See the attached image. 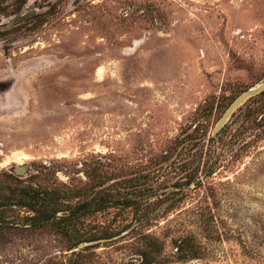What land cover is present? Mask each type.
Instances as JSON below:
<instances>
[{"label":"rangeland","instance_id":"rangeland-1","mask_svg":"<svg viewBox=\"0 0 264 264\" xmlns=\"http://www.w3.org/2000/svg\"><path fill=\"white\" fill-rule=\"evenodd\" d=\"M263 81L264 0H0V177L73 187L101 162L118 196L160 203L146 222L98 214L117 234L72 250L50 231L0 237V264H67L85 246L84 264H142V251L151 264H264L259 99L213 132Z\"/></svg>","mask_w":264,"mask_h":264},{"label":"trees","instance_id":"trees-1","mask_svg":"<svg viewBox=\"0 0 264 264\" xmlns=\"http://www.w3.org/2000/svg\"><path fill=\"white\" fill-rule=\"evenodd\" d=\"M23 13L17 14L13 22H17L18 19L20 21L28 15ZM251 99H259L252 114L262 119L264 117V91L250 97L247 101ZM191 172L186 177L187 181L193 177L194 172ZM47 173L36 172L25 178L12 173H1L0 237L4 238L6 235L28 230L50 231L64 240L67 250H72L80 242L107 239L117 234V231H113L106 222L100 223L95 220L93 223L90 222L98 214H105L111 208L116 207L131 208L134 218L146 222L149 214L160 205L159 202H153L142 207L139 202L129 197L118 196L117 183L105 185L107 180L113 178L101 162L83 165L86 182L79 186L56 184L49 180ZM134 186L136 182L133 178L123 180L122 187ZM22 209L26 214H21ZM143 237L148 238L146 235ZM146 242L151 247L156 246L149 239ZM181 243L182 241L177 244V250L180 249ZM89 247L85 246L80 249L75 253L76 257L67 264H84L85 260L90 257L88 253L84 255ZM141 263H152L149 254L145 251L141 252ZM53 264L66 263L56 261Z\"/></svg>","mask_w":264,"mask_h":264},{"label":"water","instance_id":"water-1","mask_svg":"<svg viewBox=\"0 0 264 264\" xmlns=\"http://www.w3.org/2000/svg\"><path fill=\"white\" fill-rule=\"evenodd\" d=\"M264 91V81L258 83L257 85L248 88L247 90L240 93L225 109L223 114L220 116L219 120L217 121L213 132L217 133L221 127L226 123L227 119L230 115L234 112L236 108H238L243 102H245L248 98L255 96ZM64 214V213H63Z\"/></svg>","mask_w":264,"mask_h":264}]
</instances>
